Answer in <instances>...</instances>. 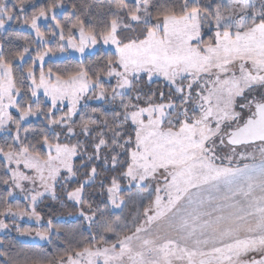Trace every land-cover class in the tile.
<instances>
[{
	"label": "snow or ice",
	"instance_id": "1",
	"mask_svg": "<svg viewBox=\"0 0 264 264\" xmlns=\"http://www.w3.org/2000/svg\"><path fill=\"white\" fill-rule=\"evenodd\" d=\"M93 7L0 0V264H264V0Z\"/></svg>",
	"mask_w": 264,
	"mask_h": 264
},
{
	"label": "trees",
	"instance_id": "2",
	"mask_svg": "<svg viewBox=\"0 0 264 264\" xmlns=\"http://www.w3.org/2000/svg\"><path fill=\"white\" fill-rule=\"evenodd\" d=\"M11 2V0L9 1ZM38 3H46L47 0H37ZM76 3L78 6L83 5V3H91L94 5V7L91 9L93 12L99 10V8L106 3V0H65L66 6L70 3ZM31 10L29 6V11ZM59 11V10H58ZM63 19V16L60 17ZM18 26H10V30L15 29ZM25 32V31H24ZM27 34V32H25ZM135 193V189L128 195L131 196ZM23 203V201H20ZM55 208L56 211L53 212L52 209ZM38 210H40L45 215V221L46 224L47 219L50 217L54 223L58 224L62 228L65 229H71L72 227H75L79 224L80 218L72 211L71 208L68 209H61L59 204L52 202L51 200L43 201L39 206ZM114 214H120V210H111ZM69 212H72L71 215H69ZM6 222L10 223L9 220H6ZM21 227H35L34 221H29L26 218L22 221H19ZM0 240L5 241L6 244H15L16 248H25V249H33V250H39L43 248L45 251L51 252V246L47 245L46 242L40 241L38 238L33 240L28 237H21L19 236L14 228L12 231L7 232L3 237H0ZM0 250H3V246L0 245ZM15 251V249L13 250ZM2 259V258H0Z\"/></svg>",
	"mask_w": 264,
	"mask_h": 264
},
{
	"label": "rangeland",
	"instance_id": "3",
	"mask_svg": "<svg viewBox=\"0 0 264 264\" xmlns=\"http://www.w3.org/2000/svg\"><path fill=\"white\" fill-rule=\"evenodd\" d=\"M10 1V0H9ZM25 32H28L27 29H24ZM155 86V85H154ZM0 135H3L0 133ZM132 197L135 196V193L131 195ZM135 207V205L131 202H129L128 207L124 210V215L127 216L129 211L132 210ZM113 210H118V209H113ZM8 231H0V237H3Z\"/></svg>",
	"mask_w": 264,
	"mask_h": 264
}]
</instances>
